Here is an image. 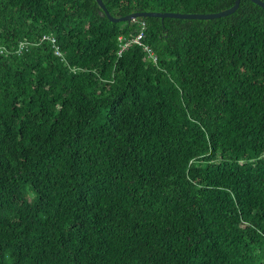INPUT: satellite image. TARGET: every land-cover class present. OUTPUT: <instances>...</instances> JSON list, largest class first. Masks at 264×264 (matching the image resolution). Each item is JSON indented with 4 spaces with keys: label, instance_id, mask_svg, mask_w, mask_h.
Masks as SVG:
<instances>
[{
    "label": "trees",
    "instance_id": "obj_1",
    "mask_svg": "<svg viewBox=\"0 0 264 264\" xmlns=\"http://www.w3.org/2000/svg\"><path fill=\"white\" fill-rule=\"evenodd\" d=\"M0 45V264H264L263 6L0 0Z\"/></svg>",
    "mask_w": 264,
    "mask_h": 264
},
{
    "label": "water",
    "instance_id": "obj_2",
    "mask_svg": "<svg viewBox=\"0 0 264 264\" xmlns=\"http://www.w3.org/2000/svg\"><path fill=\"white\" fill-rule=\"evenodd\" d=\"M99 6L102 8L104 13L107 15L110 21L118 22V21H131L137 17H146V16H157L160 18L164 17H176V18H199V19H206V18H214L225 16L229 13H232L236 10L239 5L240 0H235L234 4L224 10L212 13H180V12H134L127 14L122 17H113L108 10L106 9L105 5L103 4L102 0H96ZM254 2L258 3L259 5L264 7V1L261 0H253Z\"/></svg>",
    "mask_w": 264,
    "mask_h": 264
},
{
    "label": "built area",
    "instance_id": "obj_3",
    "mask_svg": "<svg viewBox=\"0 0 264 264\" xmlns=\"http://www.w3.org/2000/svg\"><path fill=\"white\" fill-rule=\"evenodd\" d=\"M143 34L142 32H138L136 35L131 36L127 39H125L123 36H119L118 37V41H119V48H118V55H120L122 53V51L124 49H126L128 46L132 45V44H141L143 49L146 51L147 53V57L150 58L151 60L155 61L156 60V55L154 54V52L150 49V47H148L146 44H142L141 43V38H142ZM43 39H49L53 44L55 42V39L53 37H42ZM24 46V43H19L17 50L16 51H22V48ZM55 52L58 55H62V53L59 51L57 45H55ZM5 47L0 45V54L3 53L5 51Z\"/></svg>",
    "mask_w": 264,
    "mask_h": 264
}]
</instances>
